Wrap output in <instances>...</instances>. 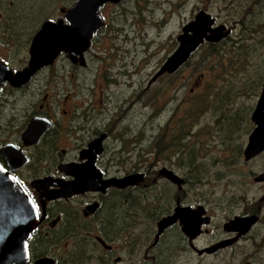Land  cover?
Returning <instances> with one entry per match:
<instances>
[{
  "label": "flooded vegetation",
  "instance_id": "1",
  "mask_svg": "<svg viewBox=\"0 0 264 264\" xmlns=\"http://www.w3.org/2000/svg\"><path fill=\"white\" fill-rule=\"evenodd\" d=\"M23 1L0 0V35L15 37L20 30L15 24L21 20L17 11ZM73 3L61 7L53 17L35 14L37 25L42 23L26 39L28 46L20 47L26 50L21 61L12 52L13 62L7 65L14 73L27 67L31 40L42 24H65ZM112 5L107 2L101 7L104 26L92 43L106 26L104 9ZM91 42L82 60L79 54L68 58L60 52L52 64L35 71L21 87L5 82L0 88V149L12 145L27 158L21 167L11 169L0 153V166L19 184L36 211L24 264H264V180L255 181L264 171L251 175L260 196L223 210L208 200H195L188 162L170 164L177 168H159L157 158L114 159L111 147L120 137L111 125L99 127L88 111L54 109L47 103L49 91L61 94L67 102L63 84L76 83L79 71L94 61ZM34 83L46 88L36 108L31 102L22 109L6 108L11 99L31 93ZM34 118L44 119L49 126L37 144L25 146L21 136ZM162 169L172 172L180 184L160 175ZM81 177L94 183L87 190L69 185ZM239 207L240 212L235 213ZM235 218L253 221L241 231L230 223ZM166 219L169 221L164 222Z\"/></svg>",
  "mask_w": 264,
  "mask_h": 264
},
{
  "label": "rangeland",
  "instance_id": "2",
  "mask_svg": "<svg viewBox=\"0 0 264 264\" xmlns=\"http://www.w3.org/2000/svg\"><path fill=\"white\" fill-rule=\"evenodd\" d=\"M73 1L20 2L21 20L15 24L20 30L15 37L0 35V58L11 64L14 51L21 61L26 50L20 47L28 46L26 39L42 23L37 25L35 14L53 17ZM239 1L124 0L106 7V26L91 42L94 61L79 71L76 83L63 84L67 102L49 91L47 103L54 109L88 111L99 127L111 125L120 137L111 147L114 159L157 158L159 168L188 162L197 201L224 210L260 196L251 175L264 171V154L245 161L243 151L264 83V0ZM199 12L215 19L213 27L229 29L228 38L214 42V50L202 44L176 72L149 85L177 48L182 28ZM34 84L31 93L11 99L6 108L22 109L29 102L36 108L46 88ZM172 135L178 147L164 150L174 141Z\"/></svg>",
  "mask_w": 264,
  "mask_h": 264
},
{
  "label": "water",
  "instance_id": "3",
  "mask_svg": "<svg viewBox=\"0 0 264 264\" xmlns=\"http://www.w3.org/2000/svg\"><path fill=\"white\" fill-rule=\"evenodd\" d=\"M123 0H76L64 17L65 24L44 22L33 36L29 46L27 67L14 73L9 66L0 60V88L5 82L13 87L26 84L33 73L53 63L60 52L68 58L81 55L90 46L91 39L104 26L99 11L103 4H117ZM215 19L205 12H199L194 19L185 25L177 37V48L166 59L160 69L153 75L149 85L158 77L167 73L173 74L181 68L192 54L205 42H220L230 34L225 27H213ZM254 129L248 136L243 151L244 160L249 161L264 151V83L250 117ZM49 124L42 118H34L21 136L25 146L37 144ZM10 164V168L21 167L27 158L12 145L0 149ZM16 165L13 166V162ZM160 175L180 184L181 180L172 172L162 169ZM264 180V173L255 181ZM122 182L125 180H121ZM94 183L88 177H81L69 185L76 189L87 190ZM67 186V189H74ZM36 221V211L19 184L0 166V264H24L28 259L27 241ZM169 219L164 220L168 222ZM252 218H235L230 223L234 228L244 231L252 223ZM165 225L167 223H164Z\"/></svg>",
  "mask_w": 264,
  "mask_h": 264
},
{
  "label": "trees",
  "instance_id": "4",
  "mask_svg": "<svg viewBox=\"0 0 264 264\" xmlns=\"http://www.w3.org/2000/svg\"><path fill=\"white\" fill-rule=\"evenodd\" d=\"M261 1V0H260ZM239 0H236V3L237 4H239ZM245 4L247 5L248 3H247V1H245ZM249 7L251 6V5H248ZM234 14H236L237 15V13L236 12H233ZM240 16V15H239ZM247 17V14H245V16H244V18H246ZM244 26V25H243ZM228 38V37H227ZM226 38V39H227ZM204 44H206L209 48H210V50H214L215 48H217L216 47V45H218V44H215V43H211V42H205ZM172 137H174L173 135H172ZM174 139V141L170 144V145H166V146H164L163 147V149L164 150H170V149H173V148H177L178 147V138L177 137H174L173 138ZM175 148V149H176ZM162 149V150H163ZM158 152H161V150L160 151H158Z\"/></svg>",
  "mask_w": 264,
  "mask_h": 264
},
{
  "label": "bare ground",
  "instance_id": "5",
  "mask_svg": "<svg viewBox=\"0 0 264 264\" xmlns=\"http://www.w3.org/2000/svg\"><path fill=\"white\" fill-rule=\"evenodd\" d=\"M167 74V73H166Z\"/></svg>",
  "mask_w": 264,
  "mask_h": 264
}]
</instances>
